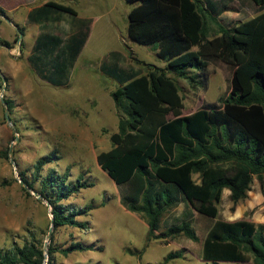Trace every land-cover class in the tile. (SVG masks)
I'll list each match as a JSON object with an SVG mask.
<instances>
[{
  "label": "trees",
  "instance_id": "1",
  "mask_svg": "<svg viewBox=\"0 0 264 264\" xmlns=\"http://www.w3.org/2000/svg\"><path fill=\"white\" fill-rule=\"evenodd\" d=\"M122 1L131 6L127 39L150 47L164 66L144 64L143 72L101 65L100 71L118 84L111 99L119 116L117 131L109 137L111 148L96 156L97 165L120 187L122 206L146 220L147 245L179 236L200 242L193 226L196 212L215 219L202 241L204 264H264V224L216 220L223 190L230 192L233 210L248 197L254 178L263 189L264 64L244 61L246 23H220L229 0ZM247 1L256 12H264V0ZM51 11L76 17L70 6L49 1L36 11L37 19H47ZM0 18L12 22L1 7ZM15 27L17 35L24 36L23 28ZM84 28V33L66 41L42 30L27 58L36 76L53 87L67 85L88 37L87 25ZM0 46L12 48L1 38ZM217 63L231 71L226 94L217 106L183 115L179 88L169 75L195 88L204 85L207 67ZM0 80L1 90L7 78ZM1 156L7 159L8 152ZM58 159L54 154L40 157L33 164L32 181L24 173H19L20 179L30 190L39 181L36 191L51 207L53 232L66 226L85 230L88 223L77 217L93 208L75 209L63 201L94 185L84 176L68 181L67 174L53 169L40 175L44 166ZM47 239L46 264H54L55 253L95 249L81 242L60 249L53 235ZM126 252L141 255L142 250L127 248ZM183 258L182 251L169 252L159 264ZM44 263L42 240L33 232L21 246L0 248V264Z\"/></svg>",
  "mask_w": 264,
  "mask_h": 264
},
{
  "label": "rangeland",
  "instance_id": "2",
  "mask_svg": "<svg viewBox=\"0 0 264 264\" xmlns=\"http://www.w3.org/2000/svg\"><path fill=\"white\" fill-rule=\"evenodd\" d=\"M88 2L94 5V0ZM107 4L110 15L92 28L70 83L62 88L40 79L28 63V46L23 36L17 35L13 22L22 15L21 9L15 18L10 19L12 22L0 18V38L12 44V48L0 46V77L7 78L6 82L2 81L0 90V248H10L13 244L21 246L30 232L42 240L43 248L50 244L47 238L51 207L33 194L37 193L39 181L33 184V190H27L20 183L19 173H24L32 181L33 164L40 157L54 154L59 159L44 166L41 176L53 169L58 174H67L68 181L84 176L94 185L63 201L75 209L93 208L88 214L77 217L88 223L87 228L60 227L52 232L54 244L65 249L81 242L95 248L68 255L55 253L54 264H159L169 252L175 251H182L184 258L168 264H204L202 241L215 219L194 212L193 226L200 239L198 243L179 236L147 245L146 220L122 206L120 187L96 163V155L111 147L109 137L117 131L119 116L111 99L118 84L100 71L99 64L114 47L116 32L125 29L126 23L120 20V15L128 6L120 0H107ZM99 7L97 5L96 9ZM221 17L219 21L224 26L244 20L249 32L248 53L244 61L264 64V12H256V7L247 0H229ZM60 21L62 26L67 25L65 20ZM122 35L120 43L125 51H118L131 53V56L127 54V63L143 72L146 71L144 64L164 66L150 47L134 43L126 46L127 36ZM84 64H87L86 68H83ZM169 76L179 88L183 114L188 115L207 105L219 104V98L227 92L231 71L221 63L209 65L204 85L195 88L183 79ZM1 96L5 102L11 103V108L7 103L6 106L2 104ZM5 112L10 122L6 121ZM5 151L8 152L7 159L1 156ZM229 195L225 189L217 206L216 220L233 222L250 218L253 212L246 210L245 200L232 210ZM127 248L142 250L141 255H130Z\"/></svg>",
  "mask_w": 264,
  "mask_h": 264
},
{
  "label": "crops",
  "instance_id": "3",
  "mask_svg": "<svg viewBox=\"0 0 264 264\" xmlns=\"http://www.w3.org/2000/svg\"><path fill=\"white\" fill-rule=\"evenodd\" d=\"M49 1H54L60 4L70 6L75 10L76 17L69 16L68 14H62L59 12L51 11L47 19H39V18L37 19L36 11ZM88 1L89 0H68V2H65V0H0V7L8 13L10 19L15 18L16 17L15 14L17 13V11H19V9H21L22 15L18 18L17 21H15L16 19L15 20L13 19L14 20L13 22L24 28L23 39L28 46L26 59L30 56L35 40L42 30L45 31L46 33L59 36L63 41H66L70 36L84 33L85 32L84 27L85 25H87L88 37L86 39V42L84 44V47L82 48L80 55L76 60V63L74 64L73 68L69 71L68 83H67L68 85L70 83V77L72 73H74V69L77 66L78 60L82 56V53L88 43L89 34L92 28L98 23V21L108 18L111 11L107 4V0H94V5L89 4L90 2ZM97 5L100 6L99 9H96ZM118 5L121 6V4ZM80 9H82V13L80 12ZM130 9L131 6L128 5L124 9L123 14L120 15V20H123V22L126 23V27L122 31L125 34V36H126V30L128 24V13ZM225 12L226 11H224L223 13ZM222 14L219 16V18L221 19H222L221 17ZM60 20H65L67 25L62 26ZM237 21L243 22L244 20L243 21L237 20ZM57 29L60 32L55 31ZM122 32L121 31L116 32L114 37V41H115L114 47L104 57H102L101 63L99 64L100 66L103 63H105L108 66L117 65L123 69H128L130 67L133 68L134 70L138 69L132 64L127 63L128 58L126 52H124L125 54H122L118 51V50L125 51V47H123L120 43V36H123ZM128 41H129L128 39L125 40L126 46H128L127 44H131V45L133 44V42L129 41L128 43ZM127 48H129V50L131 49V47H127ZM109 54L111 55L109 56ZM86 67L87 64H84L83 68ZM67 85L57 88L66 87ZM262 190L259 182L257 180H254L251 190L248 192V197L245 199L246 210L249 212H253V214L251 215L250 218H246L244 220L255 224H264V175H263ZM147 231H148V227H147Z\"/></svg>",
  "mask_w": 264,
  "mask_h": 264
},
{
  "label": "water",
  "instance_id": "4",
  "mask_svg": "<svg viewBox=\"0 0 264 264\" xmlns=\"http://www.w3.org/2000/svg\"><path fill=\"white\" fill-rule=\"evenodd\" d=\"M5 20L8 22L7 19H5ZM19 36L21 37V35H19ZM1 102H2V104H3L4 106H6V102L4 101V99H3L2 96H1ZM5 119H6L7 122H10V119H9V117H8L7 112H5ZM10 162L15 166L13 160H10ZM20 183L22 184V186H23L24 188H26L27 190H30V189H28L27 185H26L22 180H20ZM33 194H34V196H36V198L41 199V196H40L38 193L33 192ZM47 205L50 206L49 203H47ZM52 232H53V217H52V214H50V226H49V228H48V237H50V236L52 235ZM43 250H44V257H45V263H44V264H46V261H47V258H48V256H47L46 245H44Z\"/></svg>",
  "mask_w": 264,
  "mask_h": 264
}]
</instances>
